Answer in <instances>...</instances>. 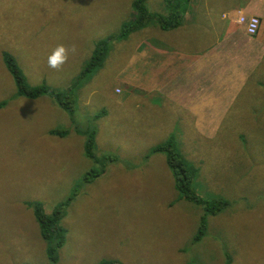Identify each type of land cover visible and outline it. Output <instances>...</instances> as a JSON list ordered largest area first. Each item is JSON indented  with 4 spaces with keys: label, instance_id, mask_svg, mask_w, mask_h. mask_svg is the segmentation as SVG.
Returning <instances> with one entry per match:
<instances>
[{
    "label": "rangeland",
    "instance_id": "1",
    "mask_svg": "<svg viewBox=\"0 0 264 264\" xmlns=\"http://www.w3.org/2000/svg\"><path fill=\"white\" fill-rule=\"evenodd\" d=\"M155 1L164 7V0ZM3 2L0 7L11 10L23 28L11 48H16L29 84L63 93L82 84L73 114L48 95L18 96L0 53V264H51L33 209L24 201L40 200L52 212L81 183L84 172L98 168L85 155L86 136L76 130L94 125L96 155L117 159L93 182L79 185L62 222L67 239L58 251V264H98L103 259H114V264H264L263 59L248 86L213 108L210 119L200 120L206 126L199 128L195 116L162 108V100H139L136 108L132 89L129 103L126 97L116 103L114 93L119 84L116 92L124 88L122 96L127 95L129 79L123 71L134 48L148 42L179 46L190 39L193 45L184 51L192 53L214 41L216 29L210 24L201 26L212 32L202 44L194 43L196 34L189 28L150 25L135 38L123 39L124 45L115 43L98 66L99 55L92 60L97 43L134 17L133 0ZM216 28L221 32L222 23ZM156 37L161 42L155 44ZM59 44L74 45L76 51L54 70L47 56ZM111 54L123 58L108 61ZM257 58H264V50ZM92 62L96 68L80 79ZM106 95L115 99L106 101ZM100 112L104 114L94 120ZM171 136L194 170L193 193L202 202H226L218 211L180 197L165 154L154 151ZM135 140L138 149L129 150Z\"/></svg>",
    "mask_w": 264,
    "mask_h": 264
},
{
    "label": "crops",
    "instance_id": "2",
    "mask_svg": "<svg viewBox=\"0 0 264 264\" xmlns=\"http://www.w3.org/2000/svg\"><path fill=\"white\" fill-rule=\"evenodd\" d=\"M203 1L205 4H202ZM255 1L213 0L210 4L208 0H191V6L185 12L184 21L179 26L194 31L198 35L193 37L196 41L194 43L202 44L203 38L212 35V32H203L201 26L203 23L210 24L216 29L214 41L192 53L184 51L193 45L190 39L179 45L180 47L176 45L161 47L151 42L140 49L137 46L128 56L123 71L129 79L125 83L127 95L122 96L124 88L121 93L116 92L120 87L118 84L114 93L117 97L116 103H122L123 97H126L125 103H129L132 89L135 94L133 104L136 108H139L137 103L139 100L150 98L162 100V103L158 101L162 108H180L185 115L195 116L197 126L204 128L206 123L202 125L200 120L205 116L210 119L208 116L213 115V108L220 105L223 100L233 98L242 86L245 88L260 59H263L264 63V58H257L258 53L264 50V0ZM147 4L151 11L167 13L165 0L163 8L155 0H148ZM240 14L260 17L261 25L257 35H249L244 25L237 21ZM217 18L219 20H216ZM219 22L222 23L221 32L216 28ZM121 23L122 21L119 24ZM138 33L133 34V38ZM153 42L155 44L161 42V37H156ZM122 58L121 54H111L108 61ZM112 99L115 98L110 95L105 97L106 101ZM128 113L132 114L131 109ZM139 144L140 142L135 140L129 143L128 148L135 151Z\"/></svg>",
    "mask_w": 264,
    "mask_h": 264
},
{
    "label": "trees",
    "instance_id": "3",
    "mask_svg": "<svg viewBox=\"0 0 264 264\" xmlns=\"http://www.w3.org/2000/svg\"><path fill=\"white\" fill-rule=\"evenodd\" d=\"M147 2L148 0H133L132 6L135 8L134 17L124 21L121 24L120 30L117 34L109 35L108 39L97 43L98 45L96 46L92 60H95L99 55L97 64L98 66L103 65V63L100 62H103V60L107 58L110 48L113 53L114 49L112 50V48L115 43L119 41L123 43V39L128 38L130 35L133 36V34L140 32L142 29L150 25H156L161 29L180 27L179 25H181V23L184 21L185 12L187 9L189 10L191 6V0H165L167 13L161 14L151 11ZM5 4L6 3L3 2L0 5ZM0 15V53H2L3 63L13 77L17 89V95L32 99L39 98L43 95L51 96L54 98V101L56 100L62 108L67 109L71 112V114H73L76 89L82 84V82L74 83L72 86H70V90H65V93L60 92L48 85L33 86L32 84H29L28 78L17 60L18 56L15 53L16 48H11L13 44L19 40L18 37L20 36V32L23 28H20V24L18 20L12 15L11 10L4 11L0 7ZM3 16H6V18ZM11 27L13 29H11ZM14 29L17 31L16 33L12 32ZM146 40L148 41L150 38H147ZM113 41L114 43L112 44ZM93 63L94 62H92L89 67L86 66L80 76V79L96 68V65ZM0 104L2 106L4 103ZM103 114L104 112H100V114H96L93 119L96 120ZM95 127L96 126L94 125L93 127H87V129L81 127H79V129L76 128L78 133L84 134L86 136L84 145L86 157L91 159L94 164L98 166V168H95L94 166L89 171L83 173L80 184L85 186L97 179L105 171L110 161L117 159L115 155L111 154H105L100 157L96 155L95 148L97 144V131ZM57 132L58 131L55 130L52 131L53 134ZM250 133L252 134L253 132L250 131ZM63 134L66 135L67 132H63ZM173 143H175V139L173 136H171L166 141L155 147L154 151H159L165 154L168 166L174 177L175 188L178 190L180 197L195 203H205L206 209L211 213H214L218 211L220 207L225 206L226 202L219 199L202 202V200L193 193L190 186V180L194 170L187 165L180 153L177 151V149H175ZM79 185H76L77 187L74 189L71 195L55 205L52 212L46 211L43 202L40 200H28L29 198L27 197V199L24 201L26 205L33 209V213L40 227L42 238L47 243V255L51 264H58V251L66 242L67 230L63 226L62 222L68 213L72 201L79 193ZM203 227H206L205 222ZM200 233H203V229L200 230ZM114 263H116L114 259H103L98 264Z\"/></svg>",
    "mask_w": 264,
    "mask_h": 264
},
{
    "label": "clouds",
    "instance_id": "4",
    "mask_svg": "<svg viewBox=\"0 0 264 264\" xmlns=\"http://www.w3.org/2000/svg\"><path fill=\"white\" fill-rule=\"evenodd\" d=\"M242 14H240L241 16ZM245 15V14H244ZM239 16V17H240ZM253 16V15H252ZM257 16V15H254ZM259 17V16H258ZM260 18V17H259ZM261 20V19H260ZM245 27V26H244ZM246 29V28H245ZM260 30V28H259ZM247 32V31H246ZM259 32V31H258ZM248 33V32H247ZM258 34V33H257ZM256 34V35H257ZM250 35V34H249ZM251 36H255V35H251ZM76 51L75 46L73 45L71 48L63 45V44H59L57 45L51 52L50 54L47 56V65L49 68L54 69V70H60L63 65L67 62L68 57H69V53L72 52L74 53ZM26 75V74H25ZM110 155V154H108Z\"/></svg>",
    "mask_w": 264,
    "mask_h": 264
},
{
    "label": "built area",
    "instance_id": "5",
    "mask_svg": "<svg viewBox=\"0 0 264 264\" xmlns=\"http://www.w3.org/2000/svg\"><path fill=\"white\" fill-rule=\"evenodd\" d=\"M240 24L244 25L246 28V31L250 35H256L259 31L260 25H261V20L258 16H246L242 14L238 20ZM120 91V90H119Z\"/></svg>",
    "mask_w": 264,
    "mask_h": 264
}]
</instances>
